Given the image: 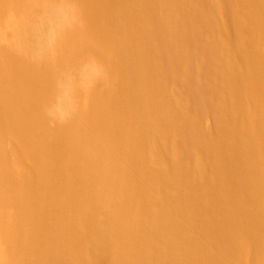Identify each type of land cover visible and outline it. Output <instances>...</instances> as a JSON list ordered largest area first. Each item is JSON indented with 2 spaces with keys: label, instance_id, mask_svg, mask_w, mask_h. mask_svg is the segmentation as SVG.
Returning a JSON list of instances; mask_svg holds the SVG:
<instances>
[{
  "label": "bare ground",
  "instance_id": "obj_1",
  "mask_svg": "<svg viewBox=\"0 0 264 264\" xmlns=\"http://www.w3.org/2000/svg\"><path fill=\"white\" fill-rule=\"evenodd\" d=\"M0 264H264V0H0Z\"/></svg>",
  "mask_w": 264,
  "mask_h": 264
}]
</instances>
